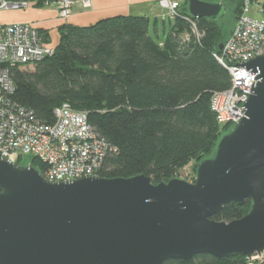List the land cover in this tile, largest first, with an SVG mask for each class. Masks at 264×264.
I'll use <instances>...</instances> for the list:
<instances>
[{
	"label": "water",
	"instance_id": "95a60500",
	"mask_svg": "<svg viewBox=\"0 0 264 264\" xmlns=\"http://www.w3.org/2000/svg\"><path fill=\"white\" fill-rule=\"evenodd\" d=\"M185 7L195 20L226 13L222 0ZM245 65L255 83L244 115L198 161L193 181L143 173L47 180L32 164L0 156V264H162L263 252L264 54ZM246 200L239 219L212 218Z\"/></svg>",
	"mask_w": 264,
	"mask_h": 264
},
{
	"label": "trees",
	"instance_id": "16d2710c",
	"mask_svg": "<svg viewBox=\"0 0 264 264\" xmlns=\"http://www.w3.org/2000/svg\"><path fill=\"white\" fill-rule=\"evenodd\" d=\"M227 4L233 5L235 20L238 2ZM162 20L159 27L157 20L137 14L108 16L86 26L64 22L58 26L53 55L36 63L33 71L9 67L15 100L41 119L52 121V110L64 102L88 113L93 129L113 147L101 176L143 173L160 182L179 176L193 162V179L198 161L230 129L219 126L209 106L212 92L230 85L229 72L213 56L226 29L219 21L197 18L201 37L195 40L185 0L180 15ZM30 163L44 171L38 158L31 157ZM249 205L248 200L228 202L212 218L239 219ZM244 258L201 253L162 264H245Z\"/></svg>",
	"mask_w": 264,
	"mask_h": 264
},
{
	"label": "built area",
	"instance_id": "2783aa9c",
	"mask_svg": "<svg viewBox=\"0 0 264 264\" xmlns=\"http://www.w3.org/2000/svg\"><path fill=\"white\" fill-rule=\"evenodd\" d=\"M86 7L89 0H79ZM238 2L239 11L231 31L219 51L213 53L229 72L230 85L223 90L213 91L209 106L219 126L229 128L240 120L243 103L255 83V74L245 63L248 59L264 54V4L256 7L259 16L252 15L254 0H222ZM28 0H0V11L27 7ZM54 5L58 16L66 18L74 0H45ZM162 11L161 19H174L180 15V0H158ZM189 17V16H188ZM190 29L195 40L201 32L195 19L189 17ZM55 48L42 41L39 30L23 23L4 24L0 21V156L18 161L25 155L38 158L44 166L43 176L47 180H71L82 176L100 175L106 154L113 151L107 140L100 136L88 122V113L61 103L52 110L53 119L48 122L15 100V84L10 65L33 66L53 55ZM193 175L183 178L193 181ZM245 264H264V251L256 255H245Z\"/></svg>",
	"mask_w": 264,
	"mask_h": 264
},
{
	"label": "crops",
	"instance_id": "0c3cea01",
	"mask_svg": "<svg viewBox=\"0 0 264 264\" xmlns=\"http://www.w3.org/2000/svg\"><path fill=\"white\" fill-rule=\"evenodd\" d=\"M70 8V14L66 18H60L54 5H29L17 9L0 11V21L4 24L23 23L33 25L41 30L42 35L49 37L44 44L54 47L59 40L58 26L62 23L86 26L95 23L98 19L108 16L122 15H145L149 20L155 21L159 27L163 21L158 0H89V5L84 7L79 0H74ZM167 18V17H165Z\"/></svg>",
	"mask_w": 264,
	"mask_h": 264
},
{
	"label": "rangeland",
	"instance_id": "374dc122",
	"mask_svg": "<svg viewBox=\"0 0 264 264\" xmlns=\"http://www.w3.org/2000/svg\"><path fill=\"white\" fill-rule=\"evenodd\" d=\"M180 1H181V4H182L183 0H180ZM225 3H226L225 4L226 5V13L222 16V18L220 19L219 23L222 24L223 28H225L226 29V32L229 34V32L231 31V26H232L233 21H234L233 5H229V4H227V2H225ZM263 4H264V0H254L252 2V5H251V11H250V13L252 15L259 16L258 13L256 12V7L258 5H263ZM186 33L187 32H185V35H186ZM228 34H227V36H228ZM33 68H34V65L33 66H21V69H26V70H30V71H33L34 70ZM23 160L25 162L28 161L29 160L28 159V156L25 155V157L23 158ZM192 168H193V162H190L189 164H187L186 166L182 167L179 170V172H178L179 176L178 177L182 178V177H184L186 175H192L191 174Z\"/></svg>",
	"mask_w": 264,
	"mask_h": 264
}]
</instances>
